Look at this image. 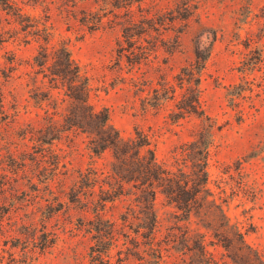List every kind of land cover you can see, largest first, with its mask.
<instances>
[{
    "label": "rangeland",
    "instance_id": "374dc122",
    "mask_svg": "<svg viewBox=\"0 0 264 264\" xmlns=\"http://www.w3.org/2000/svg\"><path fill=\"white\" fill-rule=\"evenodd\" d=\"M62 44L124 140L142 131L190 178L182 148L209 143L189 218L155 184L149 238L131 183L98 189L116 187L115 159L63 122L73 103L43 102L54 123L34 106L49 87L34 56L54 64ZM0 95V264H264V0H0ZM191 96L202 112L180 108Z\"/></svg>",
    "mask_w": 264,
    "mask_h": 264
},
{
    "label": "trees",
    "instance_id": "16d2710c",
    "mask_svg": "<svg viewBox=\"0 0 264 264\" xmlns=\"http://www.w3.org/2000/svg\"><path fill=\"white\" fill-rule=\"evenodd\" d=\"M44 53L38 52V58L34 56V63L38 66L34 72L41 74L40 78L35 75L34 82H39L42 86L48 82L49 87L43 97L37 94H29V97L33 100L34 106L42 108L45 115L43 118H46L47 123H54L58 120L57 115L61 113L58 114L59 111L55 106L50 111L49 107H43L42 104L45 101V106L48 105L49 101L58 99V95L61 94V102L67 98L73 103L71 109L62 116V120L86 134L89 152L100 155L105 149L111 150L115 166L111 168L110 174L115 178L118 189L111 184H108V188L100 184L98 189L101 192L109 190L113 193L112 197L117 194L120 196L123 194L124 185L131 183L135 191L128 193L134 194L133 199L137 201V205L141 207L140 210L146 215L147 222L142 227L149 231L147 235L149 238L155 237L154 231L158 226L157 215L153 209L155 184L160 187L161 192L175 205L177 210L184 212L186 219L189 218L191 210L200 207V198L206 199L210 194L207 187L206 169L209 143L199 139L182 148L181 155L185 160L184 163L188 158L196 166L192 178L187 176L182 167H179L176 172L172 171L157 161L153 149L149 147L146 134L136 130L134 136L124 140L116 128L109 123L107 109H96L90 103L89 84L81 75L79 65L70 57L66 45H61L54 64L48 63V53ZM53 89H56V96H53ZM0 106H2L1 95ZM180 108L187 113L202 112L197 96H191ZM31 137L36 145L42 144L45 140L38 131L32 132ZM53 138L51 137V140ZM192 153H196V158L191 157ZM95 178L97 177L94 171L86 176V181H80L82 183L80 191L84 188H93L96 184ZM110 199L114 200V198Z\"/></svg>",
    "mask_w": 264,
    "mask_h": 264
}]
</instances>
